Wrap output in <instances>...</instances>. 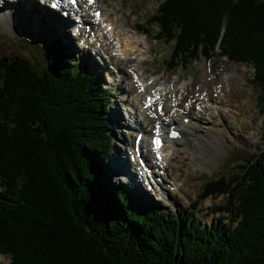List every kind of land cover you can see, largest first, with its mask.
<instances>
[{
	"label": "trees",
	"instance_id": "trees-1",
	"mask_svg": "<svg viewBox=\"0 0 264 264\" xmlns=\"http://www.w3.org/2000/svg\"><path fill=\"white\" fill-rule=\"evenodd\" d=\"M152 21L173 42L166 68L222 43L253 64L264 114L263 3L163 0ZM61 49L0 60V249L11 264H264V155L205 187L227 196L215 208L231 224L176 221L110 193L100 181L112 140L101 78Z\"/></svg>",
	"mask_w": 264,
	"mask_h": 264
},
{
	"label": "rangeland",
	"instance_id": "rangeland-1",
	"mask_svg": "<svg viewBox=\"0 0 264 264\" xmlns=\"http://www.w3.org/2000/svg\"><path fill=\"white\" fill-rule=\"evenodd\" d=\"M102 1H103L102 3L109 2L106 6L107 9L110 6H113L110 7L109 9L111 13H115L120 7L123 8V11L121 12V16H123L124 18L123 17L122 18L125 20H123V24L121 26L122 28L131 26L134 29H136L137 26L147 25L146 22L149 20V18L157 14L158 8L163 0H102ZM117 1L120 4L118 6H116L117 3H115ZM258 1L264 4V0H258ZM33 4H35L36 6ZM40 4L41 3L39 2V0H31V1L21 0V2H18L16 0L14 1L0 0V15L6 9L8 10V12L11 11V13L16 16L12 19V23L14 24V26L19 25L20 22L18 18L20 16L22 17V19L20 17V21H21L20 32L18 27H12L11 25L5 26L0 24V56L8 57V58L9 57L15 58V56L29 58V56L31 55V57H34L38 52L46 50L50 46L51 42L55 39V37L58 36V37H63L65 39L68 38L67 33H62L61 30H60L61 32L58 31V28L54 27L52 24H48V27L46 28L45 25L47 24V21H45V23L42 22L41 16L43 15L34 18L31 16L32 12L31 9H29L30 5H33L32 6L33 14H40L41 9L37 7V5ZM42 7L45 8L47 14L51 16H56L55 14H52L46 8V6H42ZM3 15L7 16L8 13ZM30 16L31 18L27 20V18H29ZM28 22L33 23L35 26L37 23L38 25L42 24L44 27H40L39 30L36 32V34L35 33L33 34L32 32H26V24ZM125 22L131 25H128ZM147 27H148V37L146 38L144 36L142 40L146 38L145 40H147V43L150 44L152 47L149 46L146 48V46H143V48L146 49L145 50L142 49V51H147V53L149 54H145L146 57L144 60V65L143 63L142 65L143 68H145L149 74L152 73L154 74L155 78L159 82V84L157 83L156 85L165 86L166 90L168 89L171 90L174 87V81L176 80L177 76H181V79L184 80L182 81V83L189 85L188 92L192 93V91H194L195 89L198 90L200 87L202 88L204 86L203 85L205 84L204 73H205V69H207L205 67H209L211 69V72L210 73L208 72V75L206 74V78H208V80L212 81L214 79L215 82V80L218 79L219 74H221V78H223L222 80L225 81V77H226L225 69L218 68L220 67L221 64L224 65V68L229 66L220 56L221 55L220 51L224 49V43L217 45L215 47L214 50L215 53L217 54L213 58V62H211L210 64L205 65L206 62L199 61L197 62V64L190 65L189 71L186 69L178 70L174 72V75L172 76L173 73L164 68L165 59L166 61H168L167 58L169 56L170 48L168 46L163 45L160 42H155L152 40V37L158 31L156 25H147ZM24 33H27L29 36L23 35ZM65 43H68L69 45L72 46L69 52L75 54V61L77 63L86 62L90 65V67L93 70H99L100 75L104 78L105 84L108 85L107 87L109 89L110 95L108 96V98L110 101V105H109L110 110L108 113L111 114L112 111H115L117 112V117L120 119V121L112 119V122L110 124L112 125L110 131L111 132L110 134L112 135V141L109 143V148H110L109 160L106 163L109 162V165L111 164L112 166L114 161L112 159L114 157L118 160H123L125 156H128L129 158L130 154L128 155L127 151H130L132 157H134V152H133L134 148L132 145H134L133 139L136 136V133L132 132L131 129L128 127L133 125V123H135L134 120L136 117L140 115L142 116L143 114H141L140 112L141 105L136 103L135 106L134 101L132 100V98L129 99V94L126 92V87L129 84L131 77L128 76L129 79L126 80V76L124 74L125 72L122 70L118 71L121 73V75H123L122 77V81L124 82L123 89H120V87L115 85H110L113 83L118 84V82L114 81L115 80L114 74H112L113 72H115V69L114 67H112L113 65L112 63H109V61H105L108 63L107 64L104 63L102 59H100L102 53H99L100 55H98L94 50L81 52L80 51L81 49H79L80 46L76 44V42H70L69 39ZM136 64L137 63H133L130 67L132 68L136 66ZM119 67L121 69L122 68L126 69L125 65L121 63L119 64ZM234 67L238 68L237 65H233L232 66L233 70ZM242 67L244 69H246V67L251 69V72L246 71L245 73L246 80H249L250 75H253V68L251 66H246V67L242 66ZM232 68L230 66V69ZM230 69L228 68V70ZM238 69L240 72L241 69L240 68ZM236 72L237 70H235V74L233 76H236ZM129 74L130 73H128V75ZM189 74H191L192 77H188ZM110 77L111 80H109ZM244 85L245 87L252 90V93L251 95H249V98L248 96L245 97L251 100L250 107L245 105L246 110H248V112H246L245 115L246 117L245 121H247L248 123L246 129H248L249 131H251L250 129L255 130L254 138L251 141V143L253 141H256L258 144L256 145L255 143H252L249 147H247L245 145H242L241 142H239V139H237L233 143L231 142L230 145H228V143L226 145L224 142L221 143L220 141L221 138L219 139L213 131L211 132V131H207L208 129H203V125L206 124V122L201 123L200 128L198 129L197 132L198 134L197 133L193 134L195 141L193 142V140L191 139L190 141H188L189 143L186 142L183 144V146L191 150V152L195 155L194 158L188 156L190 153L187 152V154L185 155V153L183 152L182 155H184V157L181 163L177 162L176 166H173V164L175 165V161L173 162V164L171 163V161L169 163V165H172L171 168H173V169H169V173L172 172V174L177 175L179 177L178 180L179 182H181L183 188L182 187L180 188L181 192L179 193L177 191L168 192L167 199L172 198L174 196L173 201L169 206V209H167L168 212L174 214L175 206L178 208V212H179L181 210H184L191 203H193L198 198L199 194L201 193L202 186L207 181L212 179H217L221 175H226L230 177V179L237 176L238 174H240L241 170H239L238 167H240L242 161L246 162V160L251 159V156H249L248 152L250 150H254L255 152H260L264 149V142L260 138V136L263 133V127L261 128L258 125L259 121H260V125H262L261 122L263 123V118L260 117L259 119L260 115H259V109L257 107L258 91L255 86L249 84L248 82ZM179 88L180 86L176 87L175 89L179 91ZM229 88L231 89L230 84H229ZM228 89L225 88V90ZM249 89H244V90H246V92L249 94L250 93ZM246 92L240 89H232L231 95H233L234 98L236 97L235 99L238 98L237 100L241 101L242 99H245L244 95H247ZM213 94H215V92ZM126 95L128 96V99ZM128 107L130 108L129 118H128V110H129ZM256 111H257V115L255 114ZM120 122L121 125L118 126V123ZM220 124L221 125L219 126L222 127V123ZM212 125H214V123L213 121H210L209 125H206L204 127L211 128ZM137 133H141V132L137 131ZM226 138H228V140H231L230 136ZM224 140L222 139V141ZM240 141H243V138H241ZM142 144L143 145L145 144L147 146V143L144 141V137ZM131 164L133 165L132 162ZM104 167H105L104 170H106L107 164ZM169 179L170 178H167V180ZM116 182H118V178L114 176L112 178H109V181L104 182V184H107L110 187L111 186L113 187V185L119 186L117 185ZM184 185L186 186L185 188ZM167 186L168 188H171L172 187L171 182H169V184L167 183ZM120 187H123V185L120 184ZM113 191L116 195V190ZM176 194H179L180 196L175 197ZM226 200H227L226 197H220L214 199L213 201L203 202L197 212L198 220L205 225H211L212 223H215L219 215L216 216L209 215V213L206 211L205 208L207 205L213 207L219 204H224ZM165 203L167 202L164 201L157 202V207L159 206L161 207V211H165L166 210L164 207ZM0 257H2L0 260V264H9V260L7 258H5L4 256H0Z\"/></svg>",
	"mask_w": 264,
	"mask_h": 264
},
{
	"label": "bare ground",
	"instance_id": "bare-ground-1",
	"mask_svg": "<svg viewBox=\"0 0 264 264\" xmlns=\"http://www.w3.org/2000/svg\"><path fill=\"white\" fill-rule=\"evenodd\" d=\"M58 1V0H56ZM117 3L116 6L120 5L119 2H115ZM113 7V6H110ZM110 7L105 8L106 11L101 10V16H103L104 19H107L109 23L113 24V30L112 32L109 33H105L104 32V28H102L100 26V24L98 25H94L93 28V32L98 36V39L96 40L99 43H102V49L101 50H97L95 49V47L93 46L92 48L95 49L98 53H102L104 55V59L106 61H109V63L113 64V67L115 69V72L118 71H124L125 76H126V80L129 79L128 78V71L131 70V72H138L139 78L143 79L145 83H148V80H151L152 77H147L146 74V70L142 68V59L145 57V54H148L147 51H142V44L140 43L141 39V34L136 32V29H134L131 26H127V27H121L123 24V19L124 17L121 16V12L123 11V8L120 7L118 8V10L115 13H111L110 12ZM7 16H4L3 14H7ZM2 12V14L0 15V24L1 25H5V26H9L12 25L14 26V24L12 23V19L14 17H16L15 15H13L11 13V11L9 12ZM39 13V12H38ZM86 16L88 17V19L90 20L92 17L90 15V13H86ZM111 16H115L114 19L111 18ZM119 16V18L117 17ZM33 17H37V16H33ZM123 17V18H122ZM19 22H20V17L18 18ZM68 22V21H67ZM5 23V24H4ZM126 23V22H125ZM4 28V27H3ZM2 29V27H1ZM11 29V28H10ZM126 29V30H125ZM133 32H132V31ZM13 31V30H11ZM86 33V31H85ZM110 35H112L114 37V39H112V37H110ZM90 36V35H89ZM109 40V41H108ZM115 40V42H114ZM87 43H90V40H87ZM118 45L121 46V49L118 48ZM145 50V49H143ZM144 55V56H143ZM135 57V58H132ZM140 58V59H139ZM124 64L125 68H120L119 64ZM119 63V64H118ZM133 63H137L136 66L134 67H130ZM120 68V70H119ZM232 68V66H231ZM230 69V67H229ZM127 70V71H126ZM235 70H237L236 72V76H233L235 74ZM234 71V72H232ZM208 70L205 69V84H203L204 86L198 90H194L192 91V93L188 92V91H183L182 89H186V86H180L179 91L174 89L173 91L169 92V94L171 95L172 93L175 94L176 98L174 99V101H182L183 102H189L190 104V100L191 99H195L197 98V100H199V98L201 96H207L208 97V101L212 103V106L210 107L211 111H213V113H211V117L208 120L206 117L207 114V105L206 103H204L203 100H201V103L205 104L204 110H200L198 114L192 113V112H186L185 110V106L183 107H179L176 106L178 109H183V113H180V111L178 109H175L173 112H175L174 114H170L169 117L173 118V116L177 117V125H180L181 129L183 130L184 135H188L193 138V134H196L198 132L197 127H192L194 126V124L192 123V120H208L205 124L209 125L210 121H213L214 125L210 127H203V129H208L207 131H213L216 136L220 139L221 138V143H225L227 145H230L231 142H234L235 140L239 139V142L241 138H243V142H249L251 143L254 133L252 131H249L248 129H246V126L248 125L246 120V112H248V110H246L245 105L250 107V103H249V99L245 98L242 99L241 101L235 99L231 94L230 91L225 90V88H229V84L231 85V89L234 85H236L237 83H241L243 80V74H240L239 69L237 67L228 70V72H226L225 74L227 75L226 77V82L223 83L221 81V79L218 77L217 80L214 79L212 81L208 80V78H206V74L208 75ZM210 73V72H209ZM146 76V77H145ZM232 76V77H231ZM131 77L129 84L126 87V92L129 94V99L132 98V100L134 101V105L136 106V103L140 104L142 106V102L145 100V97L148 95L149 91L152 89H155L156 87H160L161 89V95L164 97L163 94V89L166 90L165 86H158L156 85L157 83L155 82V80H153V84H151L150 86H148L146 88V91L144 94L141 93H137V88H139L137 86V81H133L132 80V75L129 76ZM223 79V78H222ZM224 81V80H223ZM214 82V83H213ZM218 84L223 85V89L220 93V97L217 100H213V92L212 90L215 88V91L217 89ZM135 85L137 86L135 88ZM221 85L219 88H221ZM159 89V91H160ZM178 89V88H177ZM230 90V88H229ZM172 100H166L165 99V108L163 109V111H167L164 116L166 114H168L170 112V110H172L175 107H171L170 108V103L174 102ZM138 106V105H137ZM135 108V107H134ZM140 112L141 114H143L142 116L145 118L144 121L142 122L141 126H139L140 132L143 130L144 126H147L148 124L152 123L155 121V118H157V120H159L160 118L163 117L162 114H158L156 115L157 111L155 108L150 109V111H143L142 107L140 108ZM191 114L195 119H191L190 122L188 124H181L182 123V119L184 115H189ZM172 124H175L174 121H172ZM222 123V127L219 126V124ZM262 124V122H261ZM202 130V129H201ZM198 134V133H197ZM201 134V133H200ZM230 136L231 140H228V137ZM148 138H146L147 140H149L150 135L147 136ZM183 138L176 140V141H169L167 142L166 146H168V148L164 147L162 149L163 154H164V162L166 164L165 167V171H166V177H163V168L160 165H155V166H149L147 165V167L150 169L151 174L153 177L155 176H159L161 177V181L166 183L171 182L172 185V189L173 191H177L178 193L181 192V187L182 184L181 182H179V177L177 175L174 174H170L169 176V172L167 174V166L169 165L170 161L173 164V162H182V159L184 157V155H182V153L184 152L185 155L187 154L188 150L185 146H182L183 144ZM222 139H227L222 141ZM134 140V139H133ZM129 143V142H128ZM189 143V142H188ZM218 144V143H216ZM188 145V144H187ZM191 145V144H190ZM134 147V145H132ZM177 146V147H176ZM134 151V150H133ZM189 153V152H188ZM188 156L193 157L194 154L191 153ZM152 162V160H151ZM193 162V161H192ZM124 163L125 162H119L120 167H124ZM114 165V163L112 164V166ZM111 172L113 174H116L117 171L114 168V166L112 167L111 164L109 165ZM173 166H175L173 164ZM167 178H170L169 180H167ZM161 181L159 179L155 180V186H151V189L153 191V193L158 192L160 189L163 191V186L165 184H163L162 188H161ZM186 186L184 185V188ZM183 188V187H182ZM183 190V189H182ZM170 191V190H169ZM187 191V190H186ZM181 194V193H180ZM167 200V197H166Z\"/></svg>",
	"mask_w": 264,
	"mask_h": 264
},
{
	"label": "snow or ice",
	"instance_id": "snow-or-ice-1",
	"mask_svg": "<svg viewBox=\"0 0 264 264\" xmlns=\"http://www.w3.org/2000/svg\"><path fill=\"white\" fill-rule=\"evenodd\" d=\"M155 143L157 144V146H159V143H160V142H159V140H157V141H155Z\"/></svg>",
	"mask_w": 264,
	"mask_h": 264
}]
</instances>
